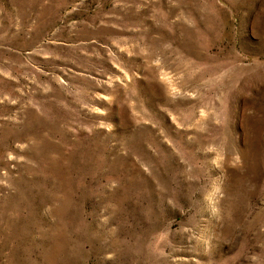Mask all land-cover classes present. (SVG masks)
<instances>
[{"label": "rangeland", "instance_id": "1", "mask_svg": "<svg viewBox=\"0 0 264 264\" xmlns=\"http://www.w3.org/2000/svg\"><path fill=\"white\" fill-rule=\"evenodd\" d=\"M0 264H264V0H0Z\"/></svg>", "mask_w": 264, "mask_h": 264}]
</instances>
